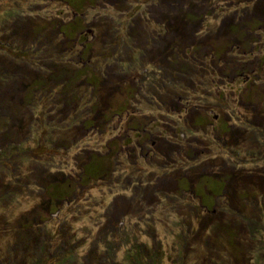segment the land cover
I'll return each instance as SVG.
<instances>
[{"label":"rangeland","instance_id":"obj_1","mask_svg":"<svg viewBox=\"0 0 264 264\" xmlns=\"http://www.w3.org/2000/svg\"><path fill=\"white\" fill-rule=\"evenodd\" d=\"M141 1L0 0V264H264V0Z\"/></svg>","mask_w":264,"mask_h":264},{"label":"flooded vegetation","instance_id":"obj_2","mask_svg":"<svg viewBox=\"0 0 264 264\" xmlns=\"http://www.w3.org/2000/svg\"><path fill=\"white\" fill-rule=\"evenodd\" d=\"M174 2H175L174 0L173 1H166V2L163 1V0H142L141 1L142 4H146L147 5V6L145 5L146 8H148V7L154 8V11L153 12L148 13L147 11H145V13H146L147 17L150 18L149 19L150 22L153 21L151 23V25L155 26L153 30L155 32H157L158 36L160 34H163L164 31L166 30L165 27H164V29H162V27L161 28L158 27V26H161V24H163V22H161L163 20V17H164L163 16L164 14H163L162 9L164 8L165 3L167 5H169V4L172 5V3H174ZM80 25H81V19H80ZM163 26H164V24H163ZM78 30H79V36L82 39L83 38L87 39L86 38L87 32L84 31V28L83 27H80ZM86 30H87V28H86ZM173 62H175V58L173 59Z\"/></svg>","mask_w":264,"mask_h":264},{"label":"trees","instance_id":"obj_3","mask_svg":"<svg viewBox=\"0 0 264 264\" xmlns=\"http://www.w3.org/2000/svg\"><path fill=\"white\" fill-rule=\"evenodd\" d=\"M188 15H191V16H193V18H194V14H188ZM10 180V179H9ZM7 192H9V191H7ZM7 192H4V193H7ZM41 228H43V227H41ZM25 236H27L28 238H33V237H35V235H30V234H25V233H23L22 235H21V237H25ZM44 238H46V236L44 237ZM156 254L155 255V257H154V255L153 254ZM153 254H152V258L151 259H153L154 258V260H156L157 259V255L159 254V255H161V253H160V251H158V253H156V252H154ZM129 257H131V255L129 256ZM36 260V259H35ZM37 261V260H36Z\"/></svg>","mask_w":264,"mask_h":264}]
</instances>
